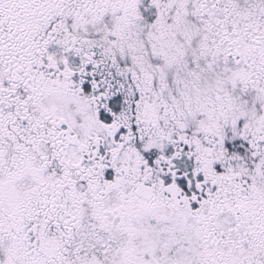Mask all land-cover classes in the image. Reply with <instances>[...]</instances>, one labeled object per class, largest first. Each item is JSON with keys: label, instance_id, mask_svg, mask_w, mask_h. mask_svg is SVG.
I'll return each mask as SVG.
<instances>
[{"label": "flooded vegetation", "instance_id": "obj_1", "mask_svg": "<svg viewBox=\"0 0 264 264\" xmlns=\"http://www.w3.org/2000/svg\"><path fill=\"white\" fill-rule=\"evenodd\" d=\"M33 1L0 0L14 55L0 87V176L14 189L2 241L25 264H125L114 231L86 229L112 214L123 221L132 204L173 215L193 247L187 264H264V0H171L216 29L210 66L240 69L209 85L198 61L157 47L156 0L135 6L139 38L110 37L107 55ZM33 14L43 19L34 28ZM218 85L224 95L211 93Z\"/></svg>", "mask_w": 264, "mask_h": 264}, {"label": "rangeland", "instance_id": "obj_2", "mask_svg": "<svg viewBox=\"0 0 264 264\" xmlns=\"http://www.w3.org/2000/svg\"><path fill=\"white\" fill-rule=\"evenodd\" d=\"M35 1L30 3L32 6L37 5L35 6L36 11H40L41 7H46L50 21L58 20L64 25L63 28L71 27L70 31L74 34L72 39L82 38L90 40L102 54L107 55L110 52V37L112 36L121 38L125 34L128 37H133V39L139 38L136 34L138 30L132 24L134 21H141L142 9L139 10L135 7L140 0H128L122 8H113L115 0H111L113 1L112 7L108 4L110 0ZM147 1L144 0V2ZM15 5L12 4L10 8ZM60 5L66 7V11L61 18L58 17L59 10L57 7ZM155 5L158 6V15L155 13V17L162 19L160 25L156 28V31L159 32L158 38L163 40L162 43L159 42L158 48L173 49L172 47H178V51L181 49L177 54L180 62L188 60L198 61L197 76L199 79L208 78V85L209 82L219 80L218 77L224 76L225 79H236V74L240 73V69L230 65L223 72H220L217 68L210 66L208 61L215 57L207 50L208 47L206 45L215 41L216 29L210 28V25L207 24L205 19L200 18V15H194L196 13L195 6H181L176 1L173 2L171 0H156ZM19 7H23V5H19ZM28 7L29 3L27 4V9ZM145 11H147V8H145ZM39 20L43 19H39L38 15L33 14L28 21L32 22L34 28V25H37ZM5 23H2L0 19V29L2 24L4 26ZM21 26L23 27V25ZM149 28L153 30V27ZM3 37L4 34H0V87L4 86L7 81V65L14 56L6 49L7 41L4 42ZM218 40H220L219 35H216V41L218 42ZM119 50H124L123 44H118L116 51ZM189 54L191 58H188ZM186 69H184V72H188L189 69ZM195 71L197 73V70ZM184 72L183 74H186ZM208 72L209 74L206 75ZM187 74L189 76V73ZM210 89L211 93L214 91L213 93L216 96L224 95L226 91L225 89H219V85L215 88L210 87ZM3 110L4 104L0 106V114ZM232 148L233 146L231 145H223L221 147V151L225 154L228 162L234 161L231 153ZM13 190L10 180L0 176V210L10 207ZM133 206L130 204L126 208L127 217L123 221L119 219V216L112 214L107 216V219L98 218L97 221L90 222L86 230L95 231L101 228L114 231L117 236V244L119 245L118 259L122 263L126 264L127 261L134 259L136 264H187L185 261L188 254L185 251L194 253L193 247L189 245L191 243L189 240H182L183 235L179 231L180 228L174 227V224H179L180 226L181 224L175 220L173 215L171 216L168 213L158 215L156 210H154L156 208L150 207L141 210L137 208L138 206ZM161 216L162 220L160 221L159 218ZM84 243L83 247H91L89 241H84ZM56 246L57 243L48 244V246L46 245L48 247L46 250L50 253L57 250L59 246ZM90 260L87 261L88 264L96 263L93 261L94 259L91 260L93 262H90ZM0 264H25L20 255L17 254V246L10 242H3L2 238H0Z\"/></svg>", "mask_w": 264, "mask_h": 264}]
</instances>
